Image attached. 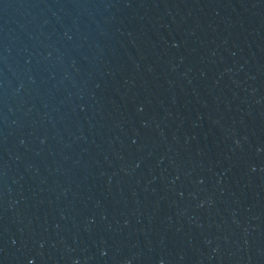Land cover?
Listing matches in <instances>:
<instances>
[{
	"label": "water",
	"instance_id": "1",
	"mask_svg": "<svg viewBox=\"0 0 264 264\" xmlns=\"http://www.w3.org/2000/svg\"><path fill=\"white\" fill-rule=\"evenodd\" d=\"M0 264H264V0H0Z\"/></svg>",
	"mask_w": 264,
	"mask_h": 264
}]
</instances>
